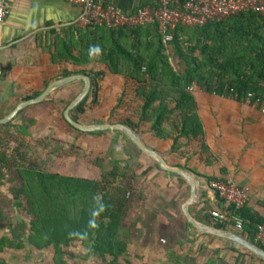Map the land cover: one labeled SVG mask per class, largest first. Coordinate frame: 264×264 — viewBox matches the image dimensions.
I'll return each mask as SVG.
<instances>
[{"label": "trees", "instance_id": "trees-1", "mask_svg": "<svg viewBox=\"0 0 264 264\" xmlns=\"http://www.w3.org/2000/svg\"><path fill=\"white\" fill-rule=\"evenodd\" d=\"M148 4L144 2L141 5ZM73 29L80 35L76 40L78 44L73 39L59 40L54 60L72 61L76 65L94 61L103 63L110 73L133 81L136 85L133 100L137 115L120 122L138 135L141 125L151 123L154 134L160 139L173 140L172 152L187 159L196 156L208 166L217 161L205 141L204 125L198 113L195 93L189 89L191 85L221 96L226 89L264 96V17L256 12L211 20L204 26L180 24L169 42L165 41L155 23ZM75 48L79 49L77 55L73 51ZM76 74L92 78L90 99L92 104L98 103L100 80L105 71L65 70L55 79ZM42 92L37 91L28 99ZM86 101L73 112H83L88 107ZM63 118L72 130L90 133L73 127L64 113ZM11 126L12 122L0 123V132H9ZM27 128L23 126L29 135ZM107 132L90 134L104 135ZM116 132L131 141L122 131ZM2 141L0 135V166L15 169L25 209L31 218L29 228L24 220L15 226L8 225L10 234L0 238L1 252L6 248L23 249L27 245L38 250L53 247L55 264H72L89 258L94 264H132L128 252L133 237L125 222L138 199L135 171L115 163L109 170L102 169L96 177H84L52 169L42 170L34 164L13 166L1 146ZM51 145L62 159L80 154L79 146ZM192 145L196 147L194 151L190 150ZM97 162L103 168L104 158L100 157ZM156 166L163 170L158 162ZM18 205L23 206V203ZM230 213L244 220L243 231L237 233L263 247L256 240V235L259 226L264 224V217L251 214L246 205L241 209L232 207ZM6 218L5 209L0 205V226ZM204 222L236 230L233 222L221 224L212 217ZM187 224L192 226L189 222ZM76 242L88 246L90 253H70L68 249ZM240 246L233 251L240 252L243 247ZM246 252L257 256L249 250ZM257 258L264 264V260ZM0 264L9 263L0 259ZM236 264H239V259Z\"/></svg>", "mask_w": 264, "mask_h": 264}, {"label": "crops", "instance_id": "crops-1", "mask_svg": "<svg viewBox=\"0 0 264 264\" xmlns=\"http://www.w3.org/2000/svg\"><path fill=\"white\" fill-rule=\"evenodd\" d=\"M115 1L123 9H131L144 2L152 3L151 0ZM5 2L9 13L0 26V117L8 115L19 103L28 100L37 91H44L65 70L80 69L105 71L100 80L98 103H91V94L85 99L88 104L85 110L89 111L95 120L84 124L121 123V120L133 119L137 115L133 100L136 85L133 81L110 73L103 63L94 61L76 65L72 61L54 60L58 41L63 38L76 41L80 35L73 28L84 29L77 24L82 13L81 7L68 0H5ZM73 51L76 55L79 53L78 48ZM83 87L82 80L67 84L53 92L44 102L27 107L17 116L22 120H28L29 123L24 125L28 126L27 130L34 128L36 132L47 135L49 129H53L58 123L59 116L54 114V111L63 104L66 107ZM193 92L204 125L205 141L217 157L213 165L208 166L196 156L187 159L173 153L171 150L173 140L158 138L152 131L151 123L141 125L138 136L150 148L161 153L170 165L178 166L195 175L200 184V192L198 200L190 205L189 211L196 220L204 222L205 219H211L212 209L223 208V200L209 187V183L229 179L249 188L250 199L246 204L247 209L253 215L264 217V114L258 108L229 97L201 89H195ZM44 105L47 107L43 109ZM37 107H42L41 111H45L46 108L48 112L40 115H22L27 110ZM40 110L38 111L41 113ZM62 128L64 135L72 138L71 133H74L70 127ZM105 139L109 141L106 146L102 144L105 143ZM80 141L77 143L79 147L83 146V143H93L94 147L103 145L106 148L101 156L104 158L103 168L96 167L97 175L102 169H111L115 163L129 167L137 173V192L151 196L154 201L153 207L156 209L155 217L161 220L167 213L185 216L183 205L191 194V186L186 179L158 169L156 161L145 152L140 155L133 148L127 152L124 148L127 142L116 130H108L104 135L85 133ZM195 149L194 145L190 147L191 151ZM141 201L139 198L134 204L137 214L144 211ZM187 222L189 221L186 218ZM188 228L192 234H195L194 230H198L193 225H188ZM198 231L201 234H208ZM218 238L219 243L221 240H228L236 244L232 240L220 236ZM236 247L238 246L233 245L232 250ZM238 259L239 264L241 260L256 261L254 255L246 254L242 249L234 264Z\"/></svg>", "mask_w": 264, "mask_h": 264}, {"label": "rangeland", "instance_id": "rangeland-1", "mask_svg": "<svg viewBox=\"0 0 264 264\" xmlns=\"http://www.w3.org/2000/svg\"><path fill=\"white\" fill-rule=\"evenodd\" d=\"M42 107L44 109L47 106ZM42 107L27 110L22 115L46 114L48 111H46V108L45 111H41ZM37 109H41V113ZM65 109V104H63L54 111V114L59 116L57 117L58 123L54 126L55 128L49 129L47 135L36 132L34 128L27 130L29 135L26 134L23 126L29 123L28 120L14 118L11 121L13 126L10 127V131L0 132L3 138L1 146L6 150L10 164L13 166L34 164L42 170L52 169L66 175L97 176L96 167H99L97 160L105 152L106 148L103 145L106 146L109 142L107 139L100 147H94L93 143H83V146L80 147L79 156L72 155L63 159L58 157V152L51 145L58 143L65 147L76 148L78 147L77 143L81 142L80 139L85 136L82 132L71 128L69 129L74 133H71L72 138L66 134L64 135L62 127L68 126L63 118ZM72 115L83 123H90L95 120L86 110L77 113L72 112ZM122 137L127 142L126 147H124L127 152L130 148H133L138 154L142 155L143 152L133 142L124 136ZM19 187L20 182L15 169H4L0 166V205L5 209L7 217L3 225L0 226V238L3 235L10 234V229H8L10 224L15 226L24 220L29 228L31 217L25 209V201L21 196ZM137 195V198L142 200L143 204L141 203V205L144 211L142 212L140 209L141 213L138 212L137 214L135 206L134 210L131 209L125 222L133 237L131 249L128 252V258L132 264H234L235 258L240 252L233 251L232 247L237 244H233L228 240H221L219 243L218 236L209 233L201 234L198 230H194L195 234H192L185 216L181 214L175 216L167 213L160 220L155 217L156 209L153 207L154 201L151 196L139 194L138 192ZM19 202H22L23 206H19ZM236 232L240 233V231ZM237 246L239 247V245ZM241 249L244 253L249 254L246 252L248 249L246 250L243 247ZM68 251L81 255L90 253L89 247L81 242L74 243ZM53 256V247L38 250L31 245H27L23 249L6 248L2 252L0 251V259L6 260L9 264H55ZM254 257L256 261L241 260L240 264H262L257 256ZM72 264L94 263L89 258L87 261L78 260L76 263L72 262Z\"/></svg>", "mask_w": 264, "mask_h": 264}, {"label": "built area", "instance_id": "built-area-1", "mask_svg": "<svg viewBox=\"0 0 264 264\" xmlns=\"http://www.w3.org/2000/svg\"><path fill=\"white\" fill-rule=\"evenodd\" d=\"M82 8L77 24L87 26H106L108 28L122 26H143L157 24L166 42L174 38V30L178 25L204 26L211 20L224 19L231 15L253 11L264 17V0H151L152 3L137 5L131 9L121 8L115 0H68ZM5 0H0V26L8 16ZM194 91L196 86H190ZM223 96L258 108L264 114V96L254 92L240 94L234 89H226ZM223 200V208L210 211L211 217L218 223H231L235 229L243 231L244 220L231 214L230 209L243 208L250 199V190L237 181L214 180L209 183ZM256 240L264 248V224L259 226Z\"/></svg>", "mask_w": 264, "mask_h": 264}, {"label": "water", "instance_id": "water-1", "mask_svg": "<svg viewBox=\"0 0 264 264\" xmlns=\"http://www.w3.org/2000/svg\"><path fill=\"white\" fill-rule=\"evenodd\" d=\"M78 80L84 81V87L82 91L71 101V103L68 105V107L64 112L65 118L73 127L81 131L90 132V133L98 132V131H108V130L122 131L143 152H145L152 159L158 162L163 170L175 173L189 182L191 186V194L189 200L186 201L183 205V213L187 218V220L194 227H196L198 230L204 233L214 234L232 240L238 243L239 245L243 246L244 248L248 249L262 260H264V248L258 245L257 243L252 242L251 240L247 239L246 237L242 236L237 232L200 222L191 215L189 211V207L198 200L199 192H200V184L197 182L196 177L192 172L187 171L178 166L170 165L161 153L150 148L138 136L137 133H135L130 127H128L123 123L84 124L73 117L72 115L73 110L78 106H80L91 93L93 87V81L89 75L76 74V75L56 79L40 95L19 103L15 107V109H13L8 115H6L5 117H0V123L1 124L10 123L22 110L26 109L31 105H36L44 102L57 89Z\"/></svg>", "mask_w": 264, "mask_h": 264}]
</instances>
